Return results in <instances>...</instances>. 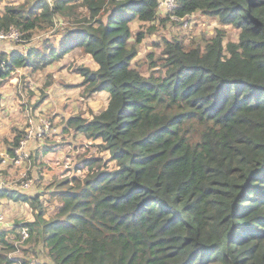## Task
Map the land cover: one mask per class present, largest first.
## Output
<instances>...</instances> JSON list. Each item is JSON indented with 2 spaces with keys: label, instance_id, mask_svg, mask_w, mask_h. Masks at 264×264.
<instances>
[{
  "label": "trees",
  "instance_id": "16d2710c",
  "mask_svg": "<svg viewBox=\"0 0 264 264\" xmlns=\"http://www.w3.org/2000/svg\"><path fill=\"white\" fill-rule=\"evenodd\" d=\"M175 3L162 24L199 11L237 28L238 39L226 40L221 28L190 44L166 39L158 43L163 62L152 58L162 75L147 76L131 64L144 33L132 41L130 23L154 31L159 0H29L0 12V31L14 27L28 41L62 18L77 22L49 50L1 51L0 88L18 67L40 69L80 48L98 63L80 68L83 98L109 93L104 108L93 101L101 111L92 118L67 122L103 139L110 156L86 158L84 178L56 184L53 215L40 194L0 189V197L29 203L34 219L17 227H29L23 242L52 264H264V0ZM21 137L8 142L10 156ZM6 232L0 243L13 251Z\"/></svg>",
  "mask_w": 264,
  "mask_h": 264
},
{
  "label": "rangeland",
  "instance_id": "374dc122",
  "mask_svg": "<svg viewBox=\"0 0 264 264\" xmlns=\"http://www.w3.org/2000/svg\"><path fill=\"white\" fill-rule=\"evenodd\" d=\"M29 0H0V12L6 13L10 7L27 3ZM32 1V0H30ZM53 0H49L51 3ZM164 1V0H159ZM166 11H160L159 18L155 22V30L149 31L148 23L139 19L131 21V29L135 41L137 33H144L142 42L138 45V54L131 62L132 67L144 75L155 73L162 75L163 68L157 64L153 67L152 60L163 62L162 48L166 39L182 38L185 43H192L200 38H212L218 29H224L226 40H237V28L228 24H222L216 16L206 15L197 11L181 19L182 23H175L173 18L166 24L160 22V18L166 16ZM83 16V15H81ZM185 20H188L184 23ZM73 20L55 22V25L39 27L32 32L31 39H23L21 32L11 28L9 36L0 38V52L12 49H21L26 53L30 47H38L49 50L50 44L59 45L58 39L66 26L75 24ZM11 34V35H10ZM48 46V48H45ZM153 58V59H152ZM95 70L98 63L90 53L83 52L80 48L68 53L61 60H54L47 66L34 69L33 67H18L6 77L0 90L2 102L0 108V155L12 144L14 138L20 133L21 139L25 138L31 125L43 127V121L47 120L49 127L42 139H29L23 147L24 155L21 161H16L13 156L0 163V189H16L24 181L31 179L32 184L22 191L40 196L42 200H48V216L54 214L57 207L56 201L50 199L56 184L63 180H71L74 177L84 178L90 171L84 165L86 158L110 156L109 151L102 149L103 139L88 138L79 132L75 126L68 124L67 120L73 116H83L88 119L97 114L93 101L101 100L104 108L109 99V93L105 90L95 93L93 96L83 98L82 91L84 75L80 68ZM20 139V140H21ZM53 146L55 150L44 153L46 146ZM19 147V145L17 146ZM16 147V148H17ZM52 147V148H53ZM39 150L38 159L32 154ZM42 153V155L40 154ZM9 194V193H4ZM0 210L6 217L0 221V231L5 230L17 248L13 251L5 248L0 243V255L5 256L0 264H6V257H18V261L9 264H36L50 263V259L31 242L19 241L17 224L33 220V210L28 204L20 202H6L0 200ZM17 227V228H16ZM16 237H14V235Z\"/></svg>",
  "mask_w": 264,
  "mask_h": 264
},
{
  "label": "built area",
  "instance_id": "2783aa9c",
  "mask_svg": "<svg viewBox=\"0 0 264 264\" xmlns=\"http://www.w3.org/2000/svg\"><path fill=\"white\" fill-rule=\"evenodd\" d=\"M176 7V3L175 0H164V1H160L159 2V6H158V12L160 13V11H166L169 12L170 10H173ZM171 17L173 19H179L176 15L172 14ZM188 20H185V22H187ZM14 28V27H12ZM16 29V28H15ZM11 31V30H10ZM4 33L2 31H0V38H4L9 36V33ZM18 31V30H17ZM11 35V34H10ZM43 127L40 126H34L31 125L30 127H32V131H30V128L28 129V133L27 136L23 139L20 140V144L19 147L15 148V155L14 159H16V161H21L22 160V156L24 155V151H23V147L25 146L26 142L29 139H42L45 134H46V130L49 127V123L47 120L43 121ZM2 155H4V161L7 160L9 157H11L6 151L2 152ZM86 167V166H85ZM87 168V167H86ZM32 184L31 179H28L26 181H24L23 179V183L21 185H19L21 188H28L30 185ZM13 201V199H12ZM23 201V200H22ZM26 202V201H25ZM28 203V202H27ZM6 217V214L4 211L0 212V221L4 220ZM20 230V240L24 241L26 240L29 235H30V230L29 227L26 225H22L21 227H19ZM30 264H36L35 261H31Z\"/></svg>",
  "mask_w": 264,
  "mask_h": 264
},
{
  "label": "crops",
  "instance_id": "0c3cea01",
  "mask_svg": "<svg viewBox=\"0 0 264 264\" xmlns=\"http://www.w3.org/2000/svg\"><path fill=\"white\" fill-rule=\"evenodd\" d=\"M55 192V189H54V191H53V193ZM53 193H52V199H54V201H56V204L58 205V200L56 199V197H55V195H53ZM40 196H43V195H40ZM3 199H5L6 200V202H12V199H8L7 197H0V200H3ZM15 200V199H14ZM15 202L17 203V202H20V203H22V204H28L27 202H25V201H22V200H15ZM47 203H49V201L48 200H45V204H47ZM54 213H55V210H54Z\"/></svg>",
  "mask_w": 264,
  "mask_h": 264
}]
</instances>
